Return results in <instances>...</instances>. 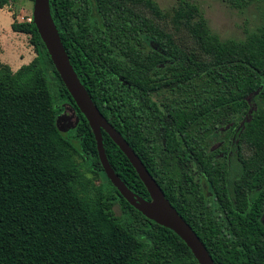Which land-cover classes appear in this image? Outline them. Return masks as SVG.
<instances>
[{"label": "trees", "instance_id": "trees-1", "mask_svg": "<svg viewBox=\"0 0 264 264\" xmlns=\"http://www.w3.org/2000/svg\"><path fill=\"white\" fill-rule=\"evenodd\" d=\"M14 1L0 0V8ZM226 1L238 9L255 4L259 24L242 39H222L184 0L173 22L192 46L143 12L160 16L154 0L49 4L91 99L213 262L264 264V0ZM11 29L28 36L35 56L16 71L0 64V264H198L173 230L136 209L110 180L94 181L104 170L88 121L33 21L14 19ZM65 105L78 120L62 132ZM102 135L115 173L150 200L126 155Z\"/></svg>", "mask_w": 264, "mask_h": 264}, {"label": "water", "instance_id": "water-1", "mask_svg": "<svg viewBox=\"0 0 264 264\" xmlns=\"http://www.w3.org/2000/svg\"><path fill=\"white\" fill-rule=\"evenodd\" d=\"M32 21L50 55L56 71L93 131L99 161L112 185L118 189L120 194L131 205L145 216L173 230L190 248L198 264H215L199 236L170 203L162 188L145 167L139 156L121 133L99 111L91 99L70 63L69 56L52 18L49 0H33ZM59 117L60 115H58V119ZM102 130L111 137L119 149L126 155L146 187L150 200H146L133 193L115 173L105 153ZM153 206H155L156 211H152Z\"/></svg>", "mask_w": 264, "mask_h": 264}, {"label": "rangeland", "instance_id": "rangeland-1", "mask_svg": "<svg viewBox=\"0 0 264 264\" xmlns=\"http://www.w3.org/2000/svg\"><path fill=\"white\" fill-rule=\"evenodd\" d=\"M161 11L160 16H154L147 8H141L143 12L156 21L158 25L164 27L175 35L180 45L192 46V41L188 38L183 28H177L173 22L175 10L184 0H154ZM197 5L202 15L207 20L210 28L219 35L220 38L242 39L248 31L256 28L260 22V14L258 8L254 5L245 9H238L231 6L226 0H185ZM33 1L16 0L8 5L0 8V64L5 63L15 69L18 66L29 63L35 56L32 46L29 44L28 36L25 34L14 33L11 29V22L16 19L18 21L32 18ZM14 17V18H13ZM32 57H29L27 54ZM28 56V57H27ZM30 58V60L28 59ZM13 70V69H12ZM254 102L250 101V105L254 106ZM58 126L62 132L73 129L77 122V115L74 110L65 105L63 111L59 114ZM248 115H244L246 119ZM223 133H215L210 139V145L217 146L220 144L219 138ZM157 152L163 155L162 141L157 140ZM243 147L244 156L249 155L247 146ZM88 177L93 176L86 172ZM104 171H99L97 177H94L96 183L106 184L108 181Z\"/></svg>", "mask_w": 264, "mask_h": 264}, {"label": "crops", "instance_id": "crops-1", "mask_svg": "<svg viewBox=\"0 0 264 264\" xmlns=\"http://www.w3.org/2000/svg\"><path fill=\"white\" fill-rule=\"evenodd\" d=\"M14 33H15V32H14ZM16 33H18V34H22V33H19V32H16ZM27 55H28L29 57H32L29 53H28ZM28 56H27V57H28ZM27 59H28V58H27ZM28 60H30V58H29ZM20 63H22V61H21ZM20 63H18V65H19ZM8 65H9V64H8ZM18 65H17V67L19 68L20 66H18ZM10 68H11V67H10ZM11 69H13L12 71H16V70H17V69H15V68H13V67H12Z\"/></svg>", "mask_w": 264, "mask_h": 264}, {"label": "bare ground", "instance_id": "bare-ground-1", "mask_svg": "<svg viewBox=\"0 0 264 264\" xmlns=\"http://www.w3.org/2000/svg\"><path fill=\"white\" fill-rule=\"evenodd\" d=\"M152 211H156V208H155V206H153V208H152Z\"/></svg>", "mask_w": 264, "mask_h": 264}, {"label": "built area", "instance_id": "built-area-1", "mask_svg": "<svg viewBox=\"0 0 264 264\" xmlns=\"http://www.w3.org/2000/svg\"><path fill=\"white\" fill-rule=\"evenodd\" d=\"M32 20V18H28V21H31Z\"/></svg>", "mask_w": 264, "mask_h": 264}, {"label": "flooded vegetation", "instance_id": "flooded-vegetation-1", "mask_svg": "<svg viewBox=\"0 0 264 264\" xmlns=\"http://www.w3.org/2000/svg\"><path fill=\"white\" fill-rule=\"evenodd\" d=\"M207 194H209V195H210V193H209V192H207Z\"/></svg>", "mask_w": 264, "mask_h": 264}]
</instances>
